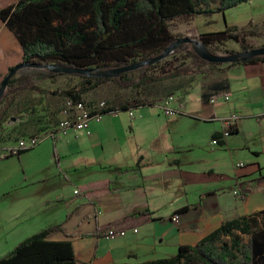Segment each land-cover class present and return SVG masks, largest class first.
<instances>
[{
  "label": "crops",
  "instance_id": "1",
  "mask_svg": "<svg viewBox=\"0 0 264 264\" xmlns=\"http://www.w3.org/2000/svg\"><path fill=\"white\" fill-rule=\"evenodd\" d=\"M240 50L238 44L230 49ZM3 52L5 45L0 47V83L16 66ZM192 63L191 58V64L185 65ZM158 84L147 95L156 104L104 114L99 122H89V135L82 130H70L62 137L51 134L66 117L63 111L68 99L64 102L51 95L24 91L11 101L9 115L0 126V152L18 138L40 135L38 148L33 149H38L37 156L43 151L48 156L35 169L26 164L31 154L13 156L24 178L15 180L3 195L37 184L48 191L55 179L63 178L52 201L64 204L67 215L54 225L59 229L47 239L71 241L77 264H142L164 259L174 256L179 246L196 245L225 221L264 210V119L260 113L264 105V63L230 68L222 64L212 73ZM170 94L174 95L169 106L177 111L176 116L162 118L150 113L157 101ZM106 99L119 102L113 97ZM213 99L215 102L210 103ZM3 105L4 101L0 110ZM136 111L140 112L136 115ZM231 116L237 117L231 122L237 132L225 136L223 120ZM210 124L207 136L199 137L200 125ZM172 126L179 131L178 138L169 131ZM185 130L189 134L181 135ZM215 134L219 135L218 144L211 146ZM201 149L214 162L228 155L246 154L251 166L235 174L227 185L204 186L192 193L189 184L194 180L190 181V176L212 178L226 168L218 163L198 171L192 169L197 162L194 152ZM13 157L0 156V161ZM237 165L238 169L246 166ZM234 191L242 198H237ZM18 200L14 198L5 211H0V243L26 232L27 228L19 230L22 213L32 217V212L46 210L49 205L43 196L28 203L22 212ZM183 207L187 211L177 215L178 224H174L171 217ZM109 228L122 229L126 234L110 241L104 237Z\"/></svg>",
  "mask_w": 264,
  "mask_h": 264
},
{
  "label": "trees",
  "instance_id": "2",
  "mask_svg": "<svg viewBox=\"0 0 264 264\" xmlns=\"http://www.w3.org/2000/svg\"><path fill=\"white\" fill-rule=\"evenodd\" d=\"M250 1L18 0L13 5L0 7V20L19 44L22 63L53 64L104 72L159 56L176 40L169 32L170 23L173 21L215 14L224 17L225 12ZM257 36L259 37V33L256 31H242L227 24L218 32L193 35L189 37L192 42L176 48L170 55L171 60H161L145 67L150 69L160 66L157 73L147 75L142 71L137 80L128 77L127 72L117 77L101 79L72 75L81 79L79 84L69 89L52 91L37 87L36 81L67 74L48 72L40 78L30 76L24 81L13 77L0 99V103L4 101L0 110V126L9 115L12 99L18 92L24 91L51 95L63 99L64 102L67 99L69 102H84L90 91L112 82L119 90L145 88V92H137L136 97L125 102L105 101V114L145 105L153 106L156 100H149L147 95L156 84L182 76L212 73L217 66L222 65L200 59L193 49L194 42L204 45L213 54L216 46L230 41H234L242 51H246L252 49L248 45V39ZM182 47L187 48L185 56L193 59L191 66L175 65L178 59L176 55L181 54ZM234 53L224 51L222 55ZM263 63L264 56H256L244 62L229 64L227 67ZM173 95L157 101V105L173 98ZM228 131L229 134H235L237 129L230 125ZM55 133L56 130L51 134ZM34 136H23L15 143ZM38 136L40 135L35 137ZM218 137L219 135L215 134L212 140H218ZM30 150L20 152L16 156ZM187 209L183 207L173 215L182 214ZM58 229V226L45 228L28 237L7 256L1 258L0 264H77L71 241H48L47 236ZM142 264H264V210L225 221L196 245L179 246L174 256Z\"/></svg>",
  "mask_w": 264,
  "mask_h": 264
},
{
  "label": "rangeland",
  "instance_id": "3",
  "mask_svg": "<svg viewBox=\"0 0 264 264\" xmlns=\"http://www.w3.org/2000/svg\"><path fill=\"white\" fill-rule=\"evenodd\" d=\"M18 0H0V7H5L9 5H13ZM231 26V27H237L239 30H253L259 33V37H252L248 39V45L253 48H261L264 47V0H251L248 4L240 5L239 7L230 10L228 12L224 13V17L222 15H209V16H194L189 19H178L176 21H173L170 23L169 26V32L172 34L174 38L177 39H191L189 37L193 35H198L206 32H218L223 30L225 26ZM6 26L3 22L0 20V47H3L5 45V52L4 57L7 59V57H10V60L12 64H19L21 63V53L22 50L17 43V41L14 39V36L9 35V31L6 30ZM8 32V33H7ZM192 40V39H191ZM193 41V40H192ZM235 43L234 41L225 42V44L216 46L215 53L218 55H222L224 51L228 52L231 48H233ZM186 49L185 47L181 48V54H177L176 57L178 58L175 65H185V64H191V58L188 60V57H186ZM242 51V49L240 50ZM239 51V52H240ZM243 52V51H242ZM167 60H171V57H167ZM224 65V64H223ZM160 66H157L156 68H141L133 72H127L126 75L130 77L133 80H137V77L140 72L145 71L147 75L155 74L158 72ZM48 73L46 70H39L37 68H27V69H20L16 74L15 78L24 81L26 78L32 76L34 78H40L41 76H45ZM81 79L76 76L72 75H65V76H57L55 78L51 79H45L41 81H36L37 86L39 88H42L44 90H52L55 91L57 89H66L71 88L73 86H76L79 84ZM155 87H159V84H156ZM151 91V89H150ZM137 92L144 93L145 88H140L137 90L132 89H126V90H119L116 88L115 84L112 82H108L101 87H98L97 89L90 91L85 99V103H98L103 101H108L112 99H106L113 97L114 99H119V101L132 99L136 97ZM113 101V100H112ZM171 108V106H169ZM142 111V110H140ZM140 111H136L139 113ZM150 111V110H149ZM176 111V110H175ZM150 113H158L159 116L162 118H171L165 116L163 113V110L159 105L153 109V111H150ZM216 123V122H215ZM211 128V124L209 125H200L199 129V137H206L207 136V130ZM176 138H178L180 135L177 134V129L175 126H172L170 130ZM185 130L181 135L187 136L189 133ZM41 146V145H40ZM39 146V147H40ZM38 148V147H37ZM33 149L24 155H30V158L27 159L26 164L27 166L36 168L37 164L44 163L47 159L48 153L46 154L45 151H43L40 156L36 155V152L38 149ZM205 151L196 150L194 152V159L197 160L196 164L194 166H191L192 169L200 170L201 168H204L205 165L210 164H220L223 168L222 171H218V175L213 176L212 178L207 177H200V176H190V181L192 179L194 180V183L189 184L190 187L193 189L192 193H196L195 190L200 189L201 187L208 186L213 187L218 185L219 183H222L227 185L229 184L230 178H234L235 174H241L246 169H249L251 165H248V160L250 158L246 156V154H243V156H239L236 154L234 157V154L231 155L233 157V162H231V157L229 155L225 157V159L222 157L217 160V162H214L211 160V158L204 154ZM35 153V154H34ZM210 153V152H209ZM206 157V159L204 158ZM204 159L206 162H201V160ZM183 160V159H182ZM208 160V161H207ZM242 164L246 165L245 168L238 169L235 165L236 164ZM186 177H189V175H185ZM24 178L21 172V165L19 164V161L16 157L10 158L8 160H1L0 161V198L6 191H9L10 187L16 182L15 180H21ZM63 178L61 179H55L53 183L50 184V190H46L41 188V186L37 185H28L26 187H20L15 188L14 191L8 192L3 195V198L0 199V211H5L6 208H8L12 200L14 198L19 199V204L21 206L22 212L24 208L27 209L28 203L35 202L40 200L43 196L48 199L49 205L48 208L45 210L44 208L42 210H39V212H32L31 215L27 216L26 214L22 213L21 219L19 222H22L21 225H19L20 229L23 230L27 228L26 232L21 235V237H17L11 240H6L5 242L0 243V259L4 256H7L14 248L17 246L20 242L24 241L30 236H33L45 228H51L57 223L61 222L63 219H65V216L67 215L66 212L68 209L64 206L62 203H55L52 201L53 196L58 194L60 189L57 188V185L61 182ZM224 181H222V180ZM207 181V182H206ZM195 189V190H194ZM47 196V197H46ZM241 199V198H239ZM25 209V210H26ZM28 236V237H27Z\"/></svg>",
  "mask_w": 264,
  "mask_h": 264
},
{
  "label": "built area",
  "instance_id": "4",
  "mask_svg": "<svg viewBox=\"0 0 264 264\" xmlns=\"http://www.w3.org/2000/svg\"><path fill=\"white\" fill-rule=\"evenodd\" d=\"M224 101H228V96H224ZM173 100V98H169L166 102L163 104H159V107L163 110V113L167 117H174L177 114V111H175L172 108H169L170 102ZM215 100H211L210 103H214ZM107 110V105L105 102H98V103H85L83 101L79 102H67L66 103V109L63 111L66 114V117H64L62 120H60L56 126V133L54 134L56 137H62L66 133H68L70 130H76V131H83L86 132V135H89V122L94 121H100L104 112ZM130 117H132V113L129 112ZM237 120L236 116H231L227 120H223V123L225 126H227V130L225 132V136H228L229 134V126L231 125V122H234ZM42 136L38 137H29L18 140L13 146H10L6 149H2L0 152V156L2 158L6 157H13L16 156L18 153L33 149L34 147H37L41 141ZM217 140H212L210 145L216 146ZM238 167H241L242 165H237ZM77 193V191H76ZM234 195L237 198H242L241 193H238L237 191H234ZM171 220L174 224H178V216H172ZM134 233L137 232L136 229L133 230ZM125 231L122 229H107L104 237L110 241L115 240L119 237L125 236Z\"/></svg>",
  "mask_w": 264,
  "mask_h": 264
},
{
  "label": "water",
  "instance_id": "5",
  "mask_svg": "<svg viewBox=\"0 0 264 264\" xmlns=\"http://www.w3.org/2000/svg\"><path fill=\"white\" fill-rule=\"evenodd\" d=\"M192 42L191 39H177L174 42H172L165 50L162 52L159 56L154 57L152 59H146L141 62H138L134 65H128L125 67L121 68H113L104 72L100 71H92V70H84V69H74V68H69L61 65H56L54 66L53 64H26V63H19L13 68H10V70L5 74L2 82L0 83V99L2 98L4 92L6 91L7 84H9V81L15 76V74L20 70V69H27V68H37L39 70H46L48 72H53L54 74L58 73H63V74H68V75H82L84 77H95V78H110V77H117L122 73L126 72H133L138 69H141L143 67H149L154 65L155 63L165 60L167 57H169L178 46L181 44H186ZM193 49L196 53V55L207 62H210L212 64H225L229 65L232 63H237V62H244L247 60L252 59L253 57H259V56H264V47L261 48H253L250 50L246 51H240V52H235L234 54L231 55H218V54H213L210 53L209 50L205 48L204 45L199 44V43H193Z\"/></svg>",
  "mask_w": 264,
  "mask_h": 264
},
{
  "label": "bare ground",
  "instance_id": "6",
  "mask_svg": "<svg viewBox=\"0 0 264 264\" xmlns=\"http://www.w3.org/2000/svg\"><path fill=\"white\" fill-rule=\"evenodd\" d=\"M260 113H261V117L264 119V105H263V107H261V112Z\"/></svg>",
  "mask_w": 264,
  "mask_h": 264
}]
</instances>
